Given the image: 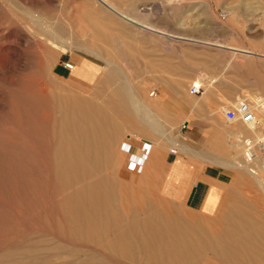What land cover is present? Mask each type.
<instances>
[{"label": "rangeland", "instance_id": "1", "mask_svg": "<svg viewBox=\"0 0 264 264\" xmlns=\"http://www.w3.org/2000/svg\"><path fill=\"white\" fill-rule=\"evenodd\" d=\"M109 2L116 10L121 11L130 19L124 23V28L122 25L119 26L115 17L105 12L96 0H0V150L7 153L10 157V160L7 157L8 160L16 170L26 162L24 165L30 173L29 178L42 180L41 176H37L38 171L40 172L38 167L41 164L37 165L39 162L36 161V151L28 148L25 150V147L20 146L22 142L20 139L25 135L26 140L28 139L34 148L37 145L40 147L37 135L40 137L45 127L41 118L42 112L44 110L50 112L49 95L47 96L42 88L50 85V77L59 80L67 87L82 90L86 95L97 87L99 96H94L96 102L112 95L111 98L116 103L115 108L120 111L118 115L121 117L127 115L131 124L130 129L121 134L125 148L129 146L130 158L123 159L124 151L121 155L118 154L119 165L122 167L130 165L131 168L129 159H132L133 153H140V145L145 141L149 145L145 157L152 149H156V146H161V151L165 153L168 150L176 152H170L168 159L171 160L175 156L171 165L178 164L180 168L178 172H181V167H185L187 162H192L197 168L208 166L209 169L219 170L225 179L226 184L224 185L212 184L200 210L196 209V212H192L179 200V195H174L172 191H169L170 195L167 196L168 191L164 193L165 186L137 185L136 173L143 169L146 163L142 158V162L140 161L141 163L136 166L133 173L132 170L126 173L128 184L125 188L131 190L130 195L134 202L132 205H157L164 214L186 215L192 220H201L217 229L225 225L221 221L222 207L228 196H235V189L231 185L240 178L239 171L241 170L234 167L222 168L209 161L212 159L209 152L213 150L210 144L213 132L218 131L219 135L225 138L229 130L225 126L227 123L223 116L225 108L235 107L234 102L238 99L247 101L251 107L255 106V103L264 100V94H262L264 91L262 93L261 91L233 92L227 100L220 99L221 105L212 106L209 97L214 91L213 89L211 92V89L215 84L210 85L209 80H212L213 76L217 77L216 80L220 77H227L231 67L235 66V62L242 57L244 52L264 54L262 53L264 52V0H109ZM87 11L94 13L97 25L106 31L105 35L101 36V44L104 42L103 44L108 46L107 54H105L106 51L101 50L103 55L116 65L109 66L102 58L77 50L58 56L54 51L48 50L44 43L32 34L33 29L37 30L39 27L35 19L37 21V16H40L50 22L56 21L66 26L69 25L73 33L83 38L87 37L91 33L90 24L84 15ZM84 42L96 49L101 45L100 42H96V45L90 41L85 40ZM68 55L71 57V62L67 60ZM65 62L71 63L73 68L64 67ZM80 62L93 71L89 75L87 85L78 82L80 67L77 63ZM212 66H214L215 73L210 70ZM105 68H108L110 75L116 79L107 86L101 83ZM125 78L128 79L127 82L131 88L141 89L142 101L149 102L157 108L158 118L153 117L142 107L139 108V112L142 120L154 125L158 130L148 128L137 117L139 115L136 116L134 113L135 110L129 104L130 100L124 88ZM198 78L200 81L206 80L204 90L197 95L189 94L188 86ZM159 88H163L164 92L167 89L172 91V94L167 91L169 94L162 100L164 104L152 102L161 96L157 93ZM151 91L156 92L155 97L150 95ZM118 95H121V98ZM178 100L185 112L181 110V115L179 117L176 115L175 118L174 112L170 109L177 111L181 109L175 103L179 104ZM252 108L255 120H264V109ZM196 114L200 121L194 125L202 127L199 130L200 133L189 123L191 117ZM169 121L172 123L170 124ZM212 126L216 129L210 132ZM131 132H134L135 137L130 136ZM233 132L249 141L254 138L246 127V123L241 121H237L233 126ZM194 135L202 136L200 145L196 144L197 139ZM167 137L178 139L207 160L176 148L166 140ZM239 149L240 146L233 145L226 153L225 161L233 166L243 162L241 155H237L236 159L232 157ZM6 153L0 151V161L2 156L6 158ZM5 160L0 162V165H3L0 166V213L4 212L2 215L6 218L3 219V224L7 228L0 233V249L8 244L19 245L21 243L20 232H24V235L31 239H49L50 236L47 234L39 233L40 229L52 228L46 222L43 203L38 205L31 200L29 208H26L23 203L22 215L18 212L22 203L18 198L13 200L7 194V178L2 174L3 167L8 162ZM248 177H241L242 189L247 188V183H255L251 177ZM26 179L27 177L23 179L19 176L16 183L19 186ZM158 179L159 184L164 182L161 172ZM259 194L257 199L263 200L264 206V197L262 194L259 197ZM19 196L26 198L27 195L19 193ZM246 197L250 201L251 195L247 194ZM50 198L52 197L46 196L45 199L48 207L51 206ZM254 207L259 208L261 213L264 212L258 205ZM254 213L259 214L258 211ZM69 241L85 252L89 247H98L93 243L71 239ZM0 253H2L1 250ZM126 261L128 264H142V258L139 255H136L132 261Z\"/></svg>", "mask_w": 264, "mask_h": 264}, {"label": "bare ground", "instance_id": "2", "mask_svg": "<svg viewBox=\"0 0 264 264\" xmlns=\"http://www.w3.org/2000/svg\"><path fill=\"white\" fill-rule=\"evenodd\" d=\"M96 1L102 5L105 12L115 17L116 23L122 25V28L124 23L130 21L125 14L115 9L109 0ZM95 14L97 15L96 12ZM84 15L91 30L87 37L73 33L69 25L50 22L40 16H37V21L35 19L39 27L37 30L33 29L32 34L58 56L77 50L102 58L109 66L116 65L102 52L106 51L107 54L108 46L103 44L104 42L101 44V36H104L106 31L97 25L92 11H87ZM85 40L94 43L93 45L100 42L101 45L96 49L85 44ZM68 64V69H72L73 65ZM105 69L101 83L107 86L116 79L110 75L108 68ZM215 78L213 76V79L209 80L210 85ZM127 80L124 79V88L136 116L139 115L137 117L142 120L139 112L142 107L158 118L157 108L142 101L141 89L131 88ZM193 82L200 83L202 91L204 90L206 80L200 81L198 78ZM42 91L49 95L50 112L44 109L42 112L41 118L45 127L40 137L37 135L41 148L38 145L34 148L25 135L20 139L21 147L36 151V161L39 162L37 165L41 164L37 176H41L42 180L29 178L30 173L27 172L24 161L16 170L11 165L7 153L0 151L6 153L5 159L8 162L3 156L2 159L10 162H4L2 170V174L7 178V194L11 199L18 198L22 203L18 211L22 215L23 203L26 208L30 207L31 200L38 205L43 203L46 222L52 228L38 230L50 238L31 239L26 237L24 232H20L19 245L8 244L0 249V264H128L126 260L132 261L136 255L142 258V264H264V212L261 213L259 208L254 207L258 205L264 210L263 200L257 199L259 193V197L261 194L264 197V156L261 157L258 151L260 140L264 142L263 119L246 123V127L254 135L250 141L233 132L237 121L226 120L225 126L229 130L225 138L219 135L218 131L213 132L212 142L210 141L213 150L209 152L212 159L209 161L222 168L234 167L241 170L240 178L231 185L235 189V196H228L222 207L221 221L225 225L215 229L208 223L192 220L186 215L164 214L157 205H132L134 202L131 199V190L125 188L128 184L126 173L131 170L130 165H119L117 156L129 148H125L124 142L122 143L121 134L128 131L131 124L127 115H118L120 111L115 108L116 103L113 102L112 95L96 102L99 88L95 87L86 95L82 90L67 87L51 77L50 85L44 86ZM167 91L172 94L171 90ZM150 95L155 97L156 92L151 91ZM118 97L121 98V95ZM132 99L137 102L134 103ZM152 102L164 104L160 98ZM254 105L252 107L257 110L264 109V100ZM142 121L148 128L158 130L154 125ZM130 136L135 137L134 132H131ZM166 140L182 151L186 150L202 157L178 139L167 137ZM143 143L146 142L141 143L140 153L132 155L135 161L142 162L148 151L142 149ZM233 145L240 146V149L232 157L241 155L243 158V162L236 166L225 161V155ZM123 154V159L130 158L129 153L126 158L125 153ZM247 175L255 183H247V188L242 189L240 179L248 177ZM19 176L27 179L21 181L23 183L18 186L16 179ZM224 180L220 175L212 179L214 185H224ZM19 193L26 194V198H20ZM247 194L251 195V202L247 199ZM46 196L52 197L50 207L47 206ZM3 213H0V233L7 228L3 224V219L6 218ZM70 239L93 243L98 247H89L85 252L70 242Z\"/></svg>", "mask_w": 264, "mask_h": 264}, {"label": "crops", "instance_id": "3", "mask_svg": "<svg viewBox=\"0 0 264 264\" xmlns=\"http://www.w3.org/2000/svg\"><path fill=\"white\" fill-rule=\"evenodd\" d=\"M70 58L71 57L68 55L67 60L71 62ZM81 64V62L77 63V66L80 67L78 82L80 84L87 85L89 81V75H91L93 71L87 65ZM210 70H213V72L215 73L214 66L210 67ZM216 79L217 77L214 79V82L212 84H215V86L211 89V92L213 91V89L214 91L209 97L210 104L212 106L221 105L220 99L224 98L227 100L231 97V94L233 92L254 93L255 91H261L262 93V91H264V54L256 52L242 53V57L235 62L234 67H231L227 77H220L219 80ZM165 92L163 88L157 89V93L161 95L159 96L160 99H165L167 95V92ZM262 94H264V92ZM239 97L240 96L238 95V98ZM178 101L179 104L178 102L175 103L180 107V100ZM170 110L174 112L175 118L176 115L177 117L181 115V110L185 112V110H183L182 108L179 111L172 108ZM198 118L199 117L196 114L194 117H191L189 123L190 125H193L196 130H198V133H200L199 130H201L202 127L194 125L200 121ZM211 128L212 130L210 132H213V130L216 129L215 126H212ZM194 138L197 139L196 144L200 145L202 142V136L194 135ZM149 142L151 143V141ZM160 148L161 146H156V149H152L149 155L143 158L146 163L144 164L143 169H140L139 172L136 173L137 185L145 187L165 186L164 193L166 194V192L168 191V193L166 194L167 196L170 195L169 191H172L174 195H179V200L183 202L190 211L196 212V209L200 210L205 197L207 196L209 189L213 184L212 179H214L218 175H221V172L219 170H214L211 168L209 169L208 166H201L200 168H197V166H195L192 162H187L185 167H181V172H178L180 169L178 167V164L171 165V163L174 161L175 156L172 157L171 160L168 159L170 152H176L168 150L165 153L161 151ZM125 150L126 152L124 151V153L126 158L128 153L130 154V149L128 148ZM130 162V169L133 172L136 166L140 164V161H135V158H133L132 160H130ZM160 172L161 176L163 174L164 182H161L159 184L157 180H159L158 176L160 175ZM172 192L170 193L172 194Z\"/></svg>", "mask_w": 264, "mask_h": 264}, {"label": "built area", "instance_id": "4", "mask_svg": "<svg viewBox=\"0 0 264 264\" xmlns=\"http://www.w3.org/2000/svg\"><path fill=\"white\" fill-rule=\"evenodd\" d=\"M63 65L66 68L70 67L68 62L63 63ZM187 90L189 94L197 95L202 92V87L200 83L191 82ZM236 103L237 104L235 107L228 106L225 108V110L223 111L224 119H226L227 121H231V122L232 121H241L244 123L254 122L255 117L252 111V107L248 104V102L245 100H239ZM148 148H149V145L147 142L142 144V149H144L145 152L147 151ZM258 148H259L258 149L259 155L261 157L262 155L264 156V142L262 140H260Z\"/></svg>", "mask_w": 264, "mask_h": 264}]
</instances>
